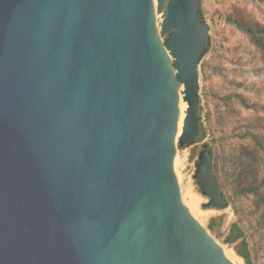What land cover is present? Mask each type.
<instances>
[{"label": "water", "instance_id": "obj_1", "mask_svg": "<svg viewBox=\"0 0 264 264\" xmlns=\"http://www.w3.org/2000/svg\"><path fill=\"white\" fill-rule=\"evenodd\" d=\"M209 29L202 0H0V264H237L174 171ZM193 178L227 202L207 143Z\"/></svg>", "mask_w": 264, "mask_h": 264}, {"label": "rangeland", "instance_id": "obj_2", "mask_svg": "<svg viewBox=\"0 0 264 264\" xmlns=\"http://www.w3.org/2000/svg\"><path fill=\"white\" fill-rule=\"evenodd\" d=\"M202 9L210 27V45L199 63L200 130L204 137L191 146L180 147L177 136L178 161L174 162V171L176 176L180 175L182 199L186 183L200 196L198 210L205 218L200 220L194 212L190 213L206 227L226 255L237 264H245L224 241L229 224L237 221L247 242L250 264H264V226L255 223L258 211L252 207L257 196L239 193L230 183L238 165L235 156L250 161L242 154V145L254 146L252 149L262 156L255 180L264 193V155L251 135L256 134L264 142V59L250 36L228 21L230 17L258 24L264 40V0H202ZM202 143L211 144L215 172L228 202L224 208L202 207L207 199L199 193L193 178ZM212 217L215 231L208 227Z\"/></svg>", "mask_w": 264, "mask_h": 264}, {"label": "trees", "instance_id": "obj_3", "mask_svg": "<svg viewBox=\"0 0 264 264\" xmlns=\"http://www.w3.org/2000/svg\"><path fill=\"white\" fill-rule=\"evenodd\" d=\"M228 21L233 23L236 27L246 32L253 43L260 49L262 53V57L264 59V40L261 36L262 28L255 23H248L243 22L237 18H228ZM252 137L257 142L258 148L261 150L262 154L264 155V142L262 138L257 136L256 134H251ZM204 137V131L199 130L198 136L196 138V143L201 141ZM210 149V157H211V169L213 173V177L216 181L217 186L221 189V182L219 181V177L215 172V164L213 162V150L211 148V144L207 143ZM180 147H185L184 145H179ZM252 147L254 146H247L242 145V154L247 156L250 161H246L245 157L242 156H235V159L238 160L237 167L234 168L232 174L233 178L230 183H232V187L235 191L239 193H253L256 194V199L252 204L254 211H258V216L255 218V223L258 224L260 227L264 226V193L260 192L261 186L259 182H256L255 176L256 172L259 168V163L262 156L255 152ZM202 148V144H201ZM195 180V179H194ZM196 182V181H195ZM228 205L226 202L223 206L219 208H224ZM215 220L214 217L210 218L209 220V229L211 231H215L213 226V221ZM224 241L232 246L234 251L238 256H240L245 264H250V254L249 249L247 246V242L243 235V230L237 221H232L228 229L224 235Z\"/></svg>", "mask_w": 264, "mask_h": 264}, {"label": "bare ground", "instance_id": "obj_4", "mask_svg": "<svg viewBox=\"0 0 264 264\" xmlns=\"http://www.w3.org/2000/svg\"><path fill=\"white\" fill-rule=\"evenodd\" d=\"M153 1H154V4H155V1L156 0H153ZM154 17H156L158 19L159 18V15L154 14ZM185 107H186V103L181 100L180 101V116H179V120H178V132H177V136L181 132V126H182V120H183V117H184ZM176 161H178V160L175 157V161L174 162L176 163ZM177 176H178L177 177V180H179L180 179V175H177ZM183 187H184V189H183V196H184V198L182 199V196H181L182 202L188 208L189 211L194 212L200 220H203L205 218V214L203 212H201V211L198 210L199 209L200 196L198 194H196V193H193L191 191L192 190L191 187H189V185L187 183L184 184ZM228 256L230 257V259L232 261L235 262V260L230 255H228Z\"/></svg>", "mask_w": 264, "mask_h": 264}]
</instances>
